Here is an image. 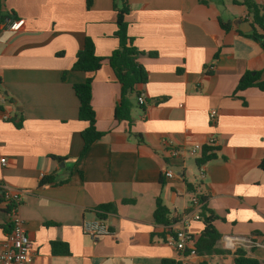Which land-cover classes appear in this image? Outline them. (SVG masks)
I'll return each instance as SVG.
<instances>
[{
  "label": "crops",
  "instance_id": "1",
  "mask_svg": "<svg viewBox=\"0 0 264 264\" xmlns=\"http://www.w3.org/2000/svg\"><path fill=\"white\" fill-rule=\"evenodd\" d=\"M251 1L264 7V0ZM128 2V35L144 53L138 62L148 74L136 87L146 103L131 99L130 122L115 115L121 85L108 61L118 47L113 0H93L90 9L86 0H0L1 17L24 20L18 32L0 31V93L11 117L0 111V189L21 194L18 215L33 244L32 264H235L239 249L264 263V89L237 91L247 74L264 83V46L256 38L264 30L244 0ZM87 37L104 59L92 75L103 136L80 158L87 123L79 119L74 86L89 74L72 67ZM213 137L216 158L202 168L201 153L165 154L164 141L204 148ZM45 177L54 182L41 185ZM194 195L217 216L224 254L183 257L171 245L169 232L185 222L195 242L205 229L195 219ZM158 198L175 221L170 226L154 220ZM3 208L0 241L9 223ZM98 217L112 236L83 233L84 221ZM53 243L65 252L53 253Z\"/></svg>",
  "mask_w": 264,
  "mask_h": 264
},
{
  "label": "trees",
  "instance_id": "2",
  "mask_svg": "<svg viewBox=\"0 0 264 264\" xmlns=\"http://www.w3.org/2000/svg\"><path fill=\"white\" fill-rule=\"evenodd\" d=\"M87 8L92 7L93 0H86ZM253 18V23L259 28L264 30V7L255 4L251 0H244L243 3ZM113 8L117 12V32L115 37L118 39V47L112 52L108 58L109 64L114 72L115 78L121 85V95L119 103L116 107V118L120 121H131V99L137 97L139 93L136 90L137 86L145 85L148 82V74L144 67L138 62L140 56L144 53L141 52L135 45L134 39L128 35V23L126 16L129 14L130 6L128 0H113ZM225 29H228L226 25H223ZM261 40V36H256ZM153 55V54H151ZM104 59L96 55L94 41L87 37L84 41L82 49L77 53L72 70L89 74V77L82 84L74 86L75 94L79 100V119L87 123V127L82 131L83 150L80 158L84 157L87 151L97 141H99L103 134L96 129V114L92 106V83L93 74L101 69ZM258 74H247L240 81L237 91L244 90L249 87L257 86L264 89V83H256ZM216 148L204 147L201 152L200 158L196 161L198 167H202L207 162L216 158ZM61 161L60 158H57ZM259 167L264 170V157L261 160ZM52 177H45L41 181V185L52 184ZM59 182L56 184H63ZM203 204L200 212V218L205 225V229L202 232L199 239L195 242V249L198 255H213L224 254V251L217 249V244L221 239V235L214 226V222L217 220L211 211L205 207L206 199L203 196H198ZM0 204L4 205L3 211L9 215L12 209L15 207L13 203L5 199V194L0 189ZM21 204V203H20ZM19 204V205H20ZM108 207L103 206L102 210L107 211ZM170 211L164 204L161 198L156 200L155 209L153 213L154 220L159 225L170 226L175 223L170 218ZM6 231L10 233L11 224H6ZM169 234L174 236V232L170 231ZM62 245L59 243L52 244V251L55 254H59L62 251ZM163 264H178L171 261H163ZM235 264H264L259 260L250 258L246 252L239 249L235 252Z\"/></svg>",
  "mask_w": 264,
  "mask_h": 264
},
{
  "label": "built area",
  "instance_id": "3",
  "mask_svg": "<svg viewBox=\"0 0 264 264\" xmlns=\"http://www.w3.org/2000/svg\"><path fill=\"white\" fill-rule=\"evenodd\" d=\"M24 20L5 19L0 16V31L8 29L13 32H18L22 29ZM261 43L264 46V32L261 35ZM137 102L140 106L146 103L144 94L137 96ZM8 104L7 98L0 93V111L3 113L4 120H10L9 114L5 111ZM217 116L216 110H211L210 119L214 122ZM164 150L167 158L177 159L182 157L197 158L202 152L203 145L196 144L192 148H179L170 142H163ZM218 141L215 137L211 138L207 144L208 147L216 148ZM1 164H6V159H1ZM202 168V167H201ZM166 178L173 179L175 174L172 170L165 173ZM201 178H204L203 170H201ZM5 194V199L14 204L9 216V223L11 224V231L6 237L0 241V264H32L35 257L33 244L29 238L25 226L18 215V207L21 203V194L19 191L9 187H1ZM200 195H194L191 203L196 210L195 219L200 220V212L203 204L198 198ZM185 226L176 230L174 236H171L170 243L175 247L180 256L196 255L194 247L195 240L189 236ZM83 233L94 238H103L113 235V231L106 219L98 217L93 220H86L82 226Z\"/></svg>",
  "mask_w": 264,
  "mask_h": 264
}]
</instances>
